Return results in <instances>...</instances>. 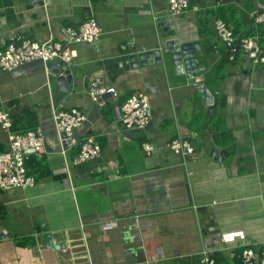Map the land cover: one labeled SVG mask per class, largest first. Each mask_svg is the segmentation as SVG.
Listing matches in <instances>:
<instances>
[{
    "label": "crops",
    "instance_id": "crops-1",
    "mask_svg": "<svg viewBox=\"0 0 264 264\" xmlns=\"http://www.w3.org/2000/svg\"><path fill=\"white\" fill-rule=\"evenodd\" d=\"M189 1L199 11L174 16L169 0H0V50L12 37H53L66 45V30L88 17L102 30L97 47L67 45L73 53L67 92L45 67L0 70V109L34 113L31 131L45 138L34 155L44 164L33 168L36 186L0 194L6 209L0 233L7 232L0 264H194L205 250L219 264H238L233 255L264 251V64L240 54L219 68L226 46L215 31L222 20L263 46L264 24L252 16L264 12V0ZM164 17L167 27L158 23ZM173 37L200 42L205 71L198 79L176 74L170 53L163 64L132 66L131 51L164 48ZM95 78L114 86L118 97L92 101ZM201 82L212 106L196 88ZM135 92L151 102L144 132L126 130L116 110ZM72 109L87 122L63 145L54 111ZM179 135L194 147L192 156L170 150ZM88 137L101 155L75 166ZM0 139L8 151L9 132L0 128ZM144 144L154 150L147 153ZM45 167L52 176L41 178ZM49 239L59 247L48 246Z\"/></svg>",
    "mask_w": 264,
    "mask_h": 264
},
{
    "label": "built area",
    "instance_id": "built-area-1",
    "mask_svg": "<svg viewBox=\"0 0 264 264\" xmlns=\"http://www.w3.org/2000/svg\"><path fill=\"white\" fill-rule=\"evenodd\" d=\"M189 10L197 12L199 8L192 6L189 0H169L171 15L178 16ZM252 17L256 25L264 24V12H256ZM215 31L221 42L228 48L231 60H234L238 48L237 37L233 30L224 21L217 20ZM66 34L68 44H93L99 41L102 30L94 17H88L78 29L68 28ZM240 43L243 55L253 64H264V53L258 37H242ZM68 44L57 42L53 37L45 42L12 37L4 49L0 50V70L12 73L24 66L39 62L47 69L49 63L60 61L66 62L71 67L73 53ZM88 93L94 102L101 101L108 94L114 98L118 97V90L99 78L91 81ZM152 118L151 102L144 92L131 94L122 105L120 120L128 131L144 132L151 125ZM54 120L61 142L65 145L68 140L75 141L74 132L87 122V116L78 109L68 112L55 110ZM12 127L13 120L10 113L0 109V128L9 132L11 141L9 150L0 153V190L3 192L32 189L36 186V178L29 174L25 164L30 156L39 154L45 146V138L41 130L17 134L11 133ZM143 147L147 153L154 150L151 144H144ZM170 150L179 156L190 157L195 153L191 143L181 135L171 142ZM101 152V145L93 137H88L81 145L73 164L79 166L94 161ZM236 257L242 260L243 264H264V251L256 253L252 249H245L239 255H233V258ZM194 264H219V262L214 258L213 252L205 250L201 253L198 262Z\"/></svg>",
    "mask_w": 264,
    "mask_h": 264
},
{
    "label": "water",
    "instance_id": "water-1",
    "mask_svg": "<svg viewBox=\"0 0 264 264\" xmlns=\"http://www.w3.org/2000/svg\"><path fill=\"white\" fill-rule=\"evenodd\" d=\"M33 0H31V3ZM168 18H161L158 20L159 24H163V27H167ZM166 31H169L166 29ZM161 43V41L159 42ZM93 47H97L98 43L88 44ZM201 51L200 42L199 41H181L179 38L169 39L165 43L164 48H156V49H147L142 48L141 50H133L129 55L130 62L134 67H146L150 65H158L163 64L165 61L163 60V55L165 53H170L171 63L174 67L175 73H187L189 79H198L199 72H204L205 67L200 65V59L197 54ZM44 67V65L39 62L31 65L24 66L18 70L13 71L12 73L23 74L28 69L40 68ZM47 69L50 73L57 76V85L61 90V87L65 86V91H68L69 85L73 83V74L72 68L69 67L66 62L60 61L59 63H49ZM200 86H196L199 92L204 94L205 102L208 106H212L214 104V98L209 92L208 89L205 88L204 82L200 83ZM199 85V84H198ZM112 95H106L102 98V102L111 100ZM117 113L121 116V109L119 104L116 107ZM121 118V117H120ZM71 143V140H68ZM7 238V232L3 231L0 234V241ZM48 246L52 248H58V244H53V241L49 239Z\"/></svg>",
    "mask_w": 264,
    "mask_h": 264
},
{
    "label": "trees",
    "instance_id": "trees-1",
    "mask_svg": "<svg viewBox=\"0 0 264 264\" xmlns=\"http://www.w3.org/2000/svg\"><path fill=\"white\" fill-rule=\"evenodd\" d=\"M225 23H227V25L230 26V24L228 22H225ZM233 32H234L235 36L237 37L236 44H237L238 50L235 53L236 55H235V59H234V60H236V58L240 54L243 55L242 48H241V43H240V39L242 37H240V33L237 30L233 29ZM247 37H249V36H247ZM262 49H264V44L262 46ZM219 52H221V59H220L219 68L225 66L230 61H234V60H231L230 52H229L227 47L222 48L221 50H219ZM263 53H264V51H263ZM223 77L224 76H222V78ZM11 105H12V103H11ZM10 115H11L12 120H13L12 132H14V133H26L28 131L36 129V126H37L36 116H35L34 113H31L29 110H25L24 112H22V114H14V113L11 112ZM6 150H7V146L5 144H3L1 139H0V152H5ZM33 163H35V164H33ZM25 165H26V168H27L29 174L33 176L34 175V171H36V170L33 169L34 166H38V165L39 166H43L44 164H43L42 161H37L34 158V155H32L26 161ZM40 171L41 170H38V172H40ZM47 176L48 177L52 176V172L47 167H45V170L43 171V173H41V178H44V177H47ZM0 192H2V191L0 190ZM5 215H6L5 207L0 206V224L5 219ZM237 262H238V264H243L242 260H240V259Z\"/></svg>",
    "mask_w": 264,
    "mask_h": 264
},
{
    "label": "rangeland",
    "instance_id": "rangeland-1",
    "mask_svg": "<svg viewBox=\"0 0 264 264\" xmlns=\"http://www.w3.org/2000/svg\"><path fill=\"white\" fill-rule=\"evenodd\" d=\"M6 151H7V150H6ZM6 151H5V152H6ZM0 153H3V152H0ZM0 194H1V192H0ZM3 198H4V197H1V200H3Z\"/></svg>",
    "mask_w": 264,
    "mask_h": 264
}]
</instances>
